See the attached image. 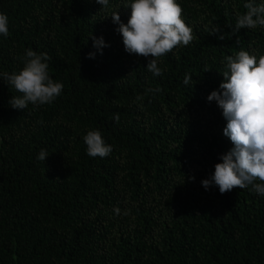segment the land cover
I'll list each match as a JSON object with an SVG mask.
<instances>
[{
	"label": "trees",
	"instance_id": "trees-1",
	"mask_svg": "<svg viewBox=\"0 0 264 264\" xmlns=\"http://www.w3.org/2000/svg\"><path fill=\"white\" fill-rule=\"evenodd\" d=\"M129 2L0 0V73L20 71L32 49L64 85L51 105L17 110L9 101L20 94L0 79V264H264V197L201 183L233 147L207 97L226 56L264 55V29L233 35L248 0H177L193 40L161 57L154 76L112 21L118 11L127 24ZM91 35L109 45L102 55ZM95 130L112 146L105 158L86 154Z\"/></svg>",
	"mask_w": 264,
	"mask_h": 264
},
{
	"label": "clouds",
	"instance_id": "clouds-1",
	"mask_svg": "<svg viewBox=\"0 0 264 264\" xmlns=\"http://www.w3.org/2000/svg\"><path fill=\"white\" fill-rule=\"evenodd\" d=\"M95 2L102 5V9L109 5V0ZM124 8L131 9L127 24L121 22L118 11L113 12L111 18L118 25L116 31L123 38L125 51L146 59L151 57L147 71L161 76L159 59L178 46H188L193 40L191 27L182 19L180 4L177 0H130ZM244 8L247 11L237 16L233 35L241 29H264V2L256 4L255 0H248ZM8 23L7 15L0 13V35H9ZM212 34L219 40L224 39L218 26ZM90 39L101 55L103 48L109 47L103 37L91 35ZM236 43H240L238 38ZM95 55L89 53L87 58L92 59ZM20 59L23 63L20 71L0 73V79L20 94L12 96L10 106L25 110L29 104L34 107L51 105L64 88L63 83L55 81L49 73L48 61L51 58L46 53L27 49ZM225 61L224 81L207 99L215 101L222 110L227 122L223 135L233 147L220 157L222 163L216 164L214 173L201 183L205 190L218 187L220 194L251 186L254 192L264 197V55L257 59L255 55L240 50L235 56H226ZM191 79L186 75L184 84L188 85ZM148 91L159 92L160 89ZM114 119L119 121L118 113ZM83 141L89 157L105 158L113 151L99 130L89 131ZM48 156L47 150L41 149L37 160L45 163ZM114 211L119 215L121 210L115 208ZM127 214L125 211L124 215Z\"/></svg>",
	"mask_w": 264,
	"mask_h": 264
}]
</instances>
